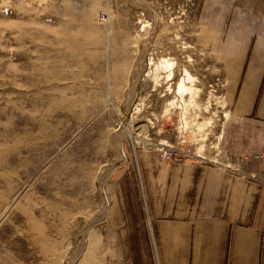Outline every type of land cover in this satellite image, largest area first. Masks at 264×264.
<instances>
[{
    "label": "rangeland",
    "instance_id": "obj_1",
    "mask_svg": "<svg viewBox=\"0 0 264 264\" xmlns=\"http://www.w3.org/2000/svg\"><path fill=\"white\" fill-rule=\"evenodd\" d=\"M244 23L264 0H0V264H85L130 154L228 164L221 29Z\"/></svg>",
    "mask_w": 264,
    "mask_h": 264
},
{
    "label": "crops",
    "instance_id": "obj_2",
    "mask_svg": "<svg viewBox=\"0 0 264 264\" xmlns=\"http://www.w3.org/2000/svg\"><path fill=\"white\" fill-rule=\"evenodd\" d=\"M224 28L229 163L126 156L103 185L104 231L85 264H264V24Z\"/></svg>",
    "mask_w": 264,
    "mask_h": 264
},
{
    "label": "built area",
    "instance_id": "obj_3",
    "mask_svg": "<svg viewBox=\"0 0 264 264\" xmlns=\"http://www.w3.org/2000/svg\"><path fill=\"white\" fill-rule=\"evenodd\" d=\"M159 152L160 156L167 162H181L187 158H190L191 155L183 153L181 150L177 149L173 143L169 141H160L158 146L155 148Z\"/></svg>",
    "mask_w": 264,
    "mask_h": 264
},
{
    "label": "bare ground",
    "instance_id": "obj_4",
    "mask_svg": "<svg viewBox=\"0 0 264 264\" xmlns=\"http://www.w3.org/2000/svg\"><path fill=\"white\" fill-rule=\"evenodd\" d=\"M162 63H163V66H165L167 69H169L171 66H172V62H170L167 58L166 59H164L163 61H162ZM140 65V64H139ZM142 65V64H141ZM140 68H142V67H144V66H139ZM138 67V68H139ZM143 69V68H142ZM141 70V69H140ZM139 70V71H140ZM170 70V69H169ZM138 71V72H139ZM141 72V71H140ZM141 74V73H140ZM139 74V75H140ZM186 74H188V73H186ZM190 74V73H189ZM137 75V74H136ZM139 75H138V77H139ZM188 78V77H187ZM154 80V79H153ZM185 82L182 80V81H180V83H179V85H178V91H183V90H185L186 89V86H185V84H184ZM168 111V110H167ZM166 111V112H167Z\"/></svg>",
    "mask_w": 264,
    "mask_h": 264
}]
</instances>
